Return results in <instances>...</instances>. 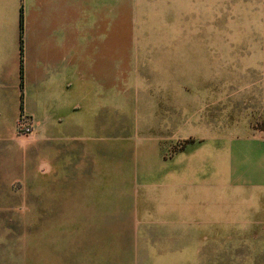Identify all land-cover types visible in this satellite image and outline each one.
I'll return each instance as SVG.
<instances>
[{
	"label": "crops",
	"instance_id": "crops-1",
	"mask_svg": "<svg viewBox=\"0 0 264 264\" xmlns=\"http://www.w3.org/2000/svg\"><path fill=\"white\" fill-rule=\"evenodd\" d=\"M113 3L0 0V264H224L228 236L247 246L264 230V152L235 156L227 173L224 121L205 119L197 168L189 140L164 126L154 137L164 178L105 172L108 150L97 146L113 125L114 69L263 67L264 0H153L156 31H126L127 47H115ZM227 90L218 104L242 116L241 130L256 129L249 88ZM23 114L33 135L17 132ZM120 130L129 133L127 116ZM167 135L186 142L168 159Z\"/></svg>",
	"mask_w": 264,
	"mask_h": 264
},
{
	"label": "rangeland",
	"instance_id": "rangeland-1",
	"mask_svg": "<svg viewBox=\"0 0 264 264\" xmlns=\"http://www.w3.org/2000/svg\"><path fill=\"white\" fill-rule=\"evenodd\" d=\"M154 8L160 10L159 5L154 6L153 0H146L145 3L140 4L137 0H114L115 47H127L126 41L130 38L127 36H136L140 31L147 36L153 35L157 29L153 21ZM229 11L231 12L230 8ZM141 14L147 18L145 23L140 22ZM253 18L255 22H250L249 27H253L256 31L257 14H254ZM245 24L244 18L240 20L239 17L233 20V27L236 31L238 26ZM119 32H123L121 37H118ZM122 38L125 39L123 43ZM134 42L130 41L132 45ZM196 53L198 56L201 54ZM196 60H202V58L192 59V61ZM113 71L115 74L113 125L107 132L102 135L98 134L97 139L98 148L108 150L109 160L104 165L105 172L164 178L170 172V165L168 162L160 163V149L154 137H159L158 135L164 132L166 125L173 126L170 132L173 134L174 131L173 135L176 138L189 140V143L185 145L184 154L190 157L194 155L189 158V162L197 168L200 165V156L197 154L207 148L198 147L199 140L209 135L204 127L206 118L211 119L212 121H209L214 125H217L219 120L224 121L219 131L225 136L222 153H224L227 173L234 168L235 156L240 159L248 156L249 160L258 161L259 156L264 152V63L261 68L248 69L230 68V66L225 68L183 66L178 68H118ZM229 78L242 80L243 84L234 82L228 85ZM229 87L249 88V91L244 90L243 93L249 95L250 111L256 129L241 130L242 116H238L237 112L234 114L228 112L225 100L223 106L221 103L218 104V100L222 101L220 90L224 88L226 92ZM207 98L209 99L208 107ZM124 116H127L129 123L127 134L120 132V123ZM186 116L193 118V124L189 126L186 124ZM230 126L231 128L228 129ZM165 138L162 146L166 159L179 151L186 143L178 140L172 141L171 145L170 136L167 135ZM247 140H251L250 143L253 145L251 148L241 145ZM176 164L178 163H174V166ZM184 165L186 166L185 163ZM184 165L178 167L179 171L185 170ZM251 168L252 164L249 162L239 165L238 170L246 174ZM256 231L260 236L257 244L247 246L235 243L238 238L228 236L225 245L226 260L223 263L264 264V230Z\"/></svg>",
	"mask_w": 264,
	"mask_h": 264
},
{
	"label": "built area",
	"instance_id": "built-area-1",
	"mask_svg": "<svg viewBox=\"0 0 264 264\" xmlns=\"http://www.w3.org/2000/svg\"><path fill=\"white\" fill-rule=\"evenodd\" d=\"M17 132L20 136H30L35 133L34 123L25 114L19 118Z\"/></svg>",
	"mask_w": 264,
	"mask_h": 264
}]
</instances>
